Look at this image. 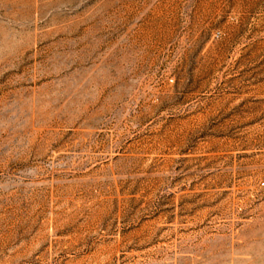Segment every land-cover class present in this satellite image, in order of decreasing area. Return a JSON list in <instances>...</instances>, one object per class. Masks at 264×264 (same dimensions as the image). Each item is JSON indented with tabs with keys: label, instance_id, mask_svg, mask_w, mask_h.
<instances>
[{
	"label": "rangeland",
	"instance_id": "obj_1",
	"mask_svg": "<svg viewBox=\"0 0 264 264\" xmlns=\"http://www.w3.org/2000/svg\"><path fill=\"white\" fill-rule=\"evenodd\" d=\"M0 264H264V0H0Z\"/></svg>",
	"mask_w": 264,
	"mask_h": 264
}]
</instances>
